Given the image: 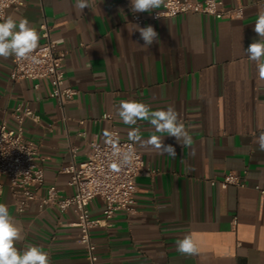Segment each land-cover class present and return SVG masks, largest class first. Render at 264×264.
Returning a JSON list of instances; mask_svg holds the SVG:
<instances>
[{"label":"crops","instance_id":"crops-1","mask_svg":"<svg viewBox=\"0 0 264 264\" xmlns=\"http://www.w3.org/2000/svg\"><path fill=\"white\" fill-rule=\"evenodd\" d=\"M201 1V0H192ZM226 9L243 7L240 19H216L184 13L153 20L152 12L133 14L130 0H90L81 12L76 0H26L6 10L5 18H27L37 30L46 25L49 37L66 51L65 78L77 92L62 108L52 99L50 81L9 77L12 57L0 58V122L10 125L19 103L36 119L23 124L24 138L37 147L45 186L55 185L62 196L73 194L62 169L87 159L90 146L102 143L110 122L122 139L139 128L136 142L146 169L135 180L133 211L119 210L109 227L90 232L97 264H264V152L256 138L264 132V79L244 49L259 39L254 32L264 0H222ZM132 15L151 25L159 42L149 48L135 31ZM121 100H137L151 110L176 107L193 138L190 146L156 133L148 121L124 124L117 114ZM164 135L173 158L143 143ZM240 176L243 186H212L224 173ZM45 194V187L38 190ZM0 203L23 227L19 250L39 246L51 264H88L80 231L70 226L71 210L39 209L31 204L15 210L7 181ZM92 218L102 215L103 203L89 204ZM191 234L196 255L181 254L177 242Z\"/></svg>","mask_w":264,"mask_h":264},{"label":"built area","instance_id":"built-area-1","mask_svg":"<svg viewBox=\"0 0 264 264\" xmlns=\"http://www.w3.org/2000/svg\"><path fill=\"white\" fill-rule=\"evenodd\" d=\"M25 1L0 0V21L5 18L7 9L17 7ZM184 13L206 14L216 19H240L243 16V7L237 5L226 9L222 0H164L162 9L153 12L151 19L169 18ZM132 20L141 24L143 18L132 15ZM41 30L43 41L34 52L38 63L16 61L12 57L9 77L13 81L22 78L34 80L35 88L39 87L38 81L49 80V95L57 102L58 107L62 108L77 94L65 78L66 51L57 49L59 41L49 37L46 25H42ZM27 118L36 119L30 108L19 103L11 112L12 125L7 120L0 122V195L6 180L18 213L24 212L31 204H36L39 209L55 208L60 214L71 210L75 219L70 226L80 231L78 241L85 249L88 264H97L96 246L90 237L91 230L109 227L119 210L126 213L133 211L135 180L146 169L136 142L120 138L113 125L112 116L104 114L103 118L110 122L109 133L114 143L109 144L106 137L102 143L94 142L85 161H72L62 169L69 175L68 185L74 188L73 194L62 196L55 185L45 186L44 168L38 158L37 147L24 138L23 124ZM129 148L134 152L133 161L130 165L121 166L116 153L127 151ZM113 164L117 165V169H113ZM210 184L221 188L230 185L243 186L240 176L234 172L224 173L220 180H211ZM43 187L45 194L39 195L38 190ZM94 198L101 199L103 203L102 215L99 218H92L90 215L89 204Z\"/></svg>","mask_w":264,"mask_h":264},{"label":"clouds","instance_id":"clouds-1","mask_svg":"<svg viewBox=\"0 0 264 264\" xmlns=\"http://www.w3.org/2000/svg\"><path fill=\"white\" fill-rule=\"evenodd\" d=\"M164 0H130V10L133 14L152 12L158 9ZM76 8L81 12L90 7V0H76ZM254 32L259 39L249 44L244 49L249 59L256 63L258 74L264 79V9L258 11L255 21ZM135 31H138L140 38L144 41L142 48H149L154 42H159V34L153 26L141 27L136 24ZM40 36L37 30L30 24L27 18L19 20L9 16L0 21V58L7 59L14 57L16 61H30L38 63L34 52L39 47ZM117 114L120 120L126 125H136L138 121H148L154 131L160 134H167L174 137L181 146H190L193 138L184 123L180 120V113L175 106L169 105L166 109L151 110L148 104L137 100H121ZM104 136L109 144H113L111 133L105 131ZM164 135H152L144 144L150 146L158 154H167L173 158L176 156L175 148L165 145ZM129 139L133 142H140L142 137L140 129L132 128L129 131ZM258 150L264 152V132L256 138ZM119 164L130 165L134 158V152L129 150L117 151ZM113 169L117 165L113 164ZM23 227L18 225L9 214L8 207L0 203V264H51L50 255L39 246L28 245L23 250L16 247V243L23 240ZM179 253L185 255H196L199 252L197 242L191 234H186L176 244Z\"/></svg>","mask_w":264,"mask_h":264}]
</instances>
